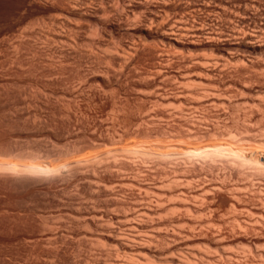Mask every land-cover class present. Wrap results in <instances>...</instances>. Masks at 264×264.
I'll list each match as a JSON object with an SVG mask.
<instances>
[{
    "label": "bare ground",
    "instance_id": "1",
    "mask_svg": "<svg viewBox=\"0 0 264 264\" xmlns=\"http://www.w3.org/2000/svg\"><path fill=\"white\" fill-rule=\"evenodd\" d=\"M0 103L51 104L31 113L50 140L16 152L7 185L66 162L79 188L53 200L59 222L15 220L23 252L0 262L264 264V0H0Z\"/></svg>",
    "mask_w": 264,
    "mask_h": 264
},
{
    "label": "rangeland",
    "instance_id": "2",
    "mask_svg": "<svg viewBox=\"0 0 264 264\" xmlns=\"http://www.w3.org/2000/svg\"><path fill=\"white\" fill-rule=\"evenodd\" d=\"M35 18H37V17H35ZM34 18V20L33 19H31L30 21L28 20L26 23H25V28L27 27V29H31V28H33V27H35V26H37V20H38V18L37 19H35ZM36 20V21H35ZM35 22L34 24H33V22ZM29 22H31V23H29ZM27 24V25H26ZM29 24V25H28ZM23 96H25V95H22V99H26L27 97L25 96V98L23 97ZM6 106H5V105ZM7 104H9L8 106H12V108H10L11 110L12 109H14V110H12V111H10L8 108H6L7 110H8V112L7 111H5V107H8L7 106ZM13 104V103H12ZM10 105V103H0V106L1 105H3V106H5V107H3V106H1L0 108H1V111H2V113H1V111H0V125L2 126H0V144H1V142H3L4 140H6L7 141V139H9V138H11L10 136H13L12 138H11V140L13 141V142H11V140H10V142L12 143V145L9 143V147H11L12 148V150H13V147H15V149L17 150H14L15 152H14V154H9L10 152H7V149H9V148H6V145H5V148L6 149H3V148H1V147H4V146H2L3 144H1L0 145V153L2 154L3 153V150H4V156L3 155H1L0 154V173L2 172V173H4L5 174V176H4V174H1L2 176L0 177V200H1V198L2 199H4V200H1L0 201V203H3L4 205L6 204V206L5 207H3V211L4 212H1L2 211V209L0 210V215H2V214H5V212H7V214H5V215H12L13 216V220L11 219V217L12 216H6V217H8V219L4 216V217H2V216H0V218L2 217L3 218V220L1 221L0 220V249H2V248H6V249H8V250H11V252L13 253V254H16V255H19V254H21V252H23L22 251V248L19 246V245H11V244H9V242L7 241V240H5V238L7 239V237H10V236H8V235H10V234H12L13 235V232L15 233V231H17V230H19V227H17L18 225L20 226H22V225H25V223H26V225H28L27 227H26V225L23 227L22 226V228H23V231L25 230L24 228L26 227V229L27 228H29L30 227V230L32 231L33 229L35 230H38V226H39V220H38V214L35 216L34 215V213L36 214V213H38L39 211H45V212H47V213H51V215H53L54 213H55V210H56V215L52 218V220H54V221H56V219H58L57 221L59 222L60 220H62L63 219V217L62 218H60L61 216H58L59 218H57V210H59V208H60V210H61V207H62V209H63V206H65L64 207V209H66L67 207H68V205L66 204V196L68 197V196H71L72 195V193L74 194V192L75 191H77V189L76 188H78V185H77V183L76 184H72L73 182V178H75L74 176V169L75 168H72L74 165H76V164H69V163H66V162H63V163H60V164H56V165H53V166H50V167H48V171L49 172H47L48 174H56L55 175V178L52 180V181H43V182H40V183H38V182H34V184H33V182H29V183H32V184H24V185H16L15 183H14V185H7V183L9 184V182H11V183H13L12 182V180H11V178H9V182H8V177L7 176H9V173H10V170L12 171V173H10V174H12L13 175V172L14 173H16V171H17V165L15 164L17 161L16 160H19V159H17L16 157H18V155L16 156V157H14L15 156V154H17V153H22V154H26L25 152H30L31 150H30V148L32 147V148H34V147H36V146H38V145H36V144H46V143H48L47 141H49L50 139H49V137H45V134L47 135V133H43V132H45L46 131V129H44V128H42V127H37L36 125H37V121L36 120H38V118H34V116L32 117V115H31V113H33L34 112V110H36L37 111V114H39L42 118H44V116L45 117H47L48 115H49V111H50V107H51V104L50 103H45V104H40V103H29V104H25V103H23V105H22V103H19V105H18V103H15L14 105H17L18 107L16 108V106H14V105ZM40 104V105H39ZM133 104H135V103H133ZM27 107H26V106ZM29 105H30V107H29ZM43 105H44V107H43ZM46 105V106H45ZM14 106V107H13ZM35 107V108H34ZM21 108V109H20ZM22 108H23V110L25 111V113H21V112H23V110H22ZM43 108V109H42ZM155 108H159V107H155ZM29 109V110H28ZM40 111H38V110ZM21 110V111H20ZM31 110V111H30ZM32 110H33V112H32ZM155 110V109H154ZM3 111H5L4 112V114H5V117H10L11 115H13L14 114V116L13 117H16V115L15 114H18V115H20V113H21V115L22 114H24V118H23V121L25 122V126H23V127H20V129L18 128L19 126H15V125H13L12 123L10 124V121L6 118L5 119V121H2V120H4V114H3ZM14 111V112H13ZM12 112V113H11ZM42 112V113H41ZM43 112H45V113H47V114H45V113H43ZM26 113H27V116L25 117V115H26ZM30 113V114H29ZM41 113V114H40ZM43 114H45V115H43ZM6 115H8V116H6ZM10 115V116H9ZM40 116H38V117H40ZM2 117H4V118H2ZM12 117V116H11ZM29 117H30V119H29ZM34 119V121H33V119ZM27 121L29 122V123H27ZM31 121V122H30ZM3 122H7L6 124L5 123H3ZM187 122V123H186ZM186 122H184V124L186 123V125L190 122V124H188L187 125V127H185L186 125H184L183 124V126H184V128L186 129V130H188V129H193V122H192V119L188 122V121H186ZM4 125H3V124ZM35 124V126H34V124ZM27 124V125H26ZM11 126H13V127H11ZM153 125H149L148 127H149V129H148V132H149V134L151 135V139H156L155 137H157V135H158V138H160V136H163V135H166L167 136V134H166V132L168 131L164 126H153ZM183 126L181 127L182 129L181 130H183V131H186V130H184V128H183ZM12 128V130H11V128ZM16 127V128H15ZM164 127V128H163ZM190 127V128H189ZM3 128V129H2ZM4 128H5V130H4ZM26 128V129H25ZM40 128H41V131H40ZM42 130H44V131H42ZM9 131V132H8ZM12 131V132H11ZM38 131V132H37ZM41 134H40V133ZM169 132V131H168ZM5 133V134H4ZM10 133V134H9ZM3 134V135H2ZM40 134V135H39ZM43 134V135H42ZM67 135V136H66ZM6 136V137H5ZM15 136V137H14ZM44 136V137H43ZM65 136V137H64ZM7 137H9V138H7ZM62 137H64L63 139H68L69 138V135L68 134H64ZM7 138V139H6ZM48 138V139H47ZM64 141H66V140H64ZM63 141V142H64ZM8 142H9V140L6 142V144L8 145ZM4 143V142H3ZM25 143V144H24ZM26 143L29 145V146H31V147H29V146H26ZM15 144V145H14ZM21 145H24V146H21ZM35 145V146H34ZM24 147V149L25 150H23L21 147ZM34 146V147H33ZM17 147V148H16ZM26 147V148H25ZM27 147L29 148V150L27 149ZM136 147V146H135ZM11 148L9 149L10 151H11ZM3 149V150H2ZM26 149L28 150V151H26ZM6 150V151H5ZM7 152V153H6ZM17 152V153H16ZM36 152V151H35ZM6 153V154H5ZM201 152H195V153H193V151H190V152H185V154L187 155V156H190V157H193V155H199ZM9 155L10 156H12V157H9ZM11 158H13V159H11ZM13 160H15L14 162H13ZM4 161H7V162H9L8 163V165H10V167H12L11 169L10 168H8L7 166V168L5 167V169H4V167H2V166H4L2 163L4 162ZM12 161V162H11ZM82 162V161H81ZM79 163L78 164V167H80V166H82V165H84L83 163ZM14 168H16V169H14ZM21 168V167H20ZM13 169H14V171H13ZM25 170V171H23V170ZM30 170V171H29ZM78 169H76V171H77ZM19 171H23V172H35V171H31V169H26V168H21V169H19ZM18 171V172H19ZM8 172V175H6V173ZM12 175H10V176H12ZM57 175H58V177H57ZM65 176L66 177V179H62V178H60L59 176ZM9 176V177H10ZM2 178H3V180H2ZM7 178V179H6ZM4 179H6V182H3V181H5ZM72 179V180H71ZM69 180H71V182L69 181ZM70 182L69 184H70V186L71 187H75V188H72V190H70V188L71 187H69V189L68 188H65V183H67V182ZM4 183H6V185L4 184ZM62 184H64V185H62ZM5 185V186H4ZM67 185H68V183H67ZM66 185V186H67ZM62 186H64V187H62ZM65 188L66 189V191L65 190H63V189ZM3 189V190H2ZM68 189V190H67ZM75 189V190H74ZM79 189V188H78ZM57 192H56V191ZM54 191H55V193H57L58 194V196H61L62 195V197H57V195L54 193ZM62 191H65V192H63V193H61ZM69 191V192H68ZM70 191H72V192H70ZM59 192V193H58ZM54 193V194H53ZM61 193V195H59ZM79 193H81V191L79 190ZM78 192H77V195H79V197L81 198L82 196V198H84V200H87V201H85V202H87V203H93V199L92 198H89V199H87V197H89V196H87V195H82V193L81 194H79ZM68 194V195H67ZM71 194V195H70ZM75 194H76V192H75ZM83 194H85V193H83ZM56 195V196H55ZM65 196V198H64V196ZM82 195V196H81ZM86 196V197H85ZM5 197H6V199H5ZM51 198H53V199H51ZM55 198V199H54ZM61 198H63L62 200H61ZM81 198V199H82ZM92 201H91V200ZM52 200V201H51ZM53 200H59V201H57V202H59V205H60V203H62L61 204V207H59L58 205H56L55 203H56V201H55V203L53 202ZM61 201V202H60ZM63 202H65V203H63ZM2 204V206H4ZM58 204V203H57ZM1 205V204H0ZM93 205V204H92ZM8 206V207H7ZM33 206V207H32ZM1 207V206H0ZM34 207H36L37 208V210L34 208ZM4 208H6V210H4ZM7 208H10L13 212H14V214H11V213H13L11 210L9 211V209H7ZM34 209V211H33V209ZM39 208V209H38ZM58 208V209H57ZM43 209V210H42ZM45 209V210H44ZM31 210H32V212H34V213H32L31 212ZM36 211V212H35ZM54 211V212H53ZM9 212V213H8ZM2 213V214H1ZM49 213V214H50ZM38 217V218H37ZM1 218V219H2ZM15 218V219H14ZM6 219H7V221L8 220H10V221H8V223L9 224H11V226H9V224L6 222ZM15 220H17V222H19V223H21V224H19L18 223V225L16 224V221ZM22 221V222H21ZM56 221V222H57ZM4 222H6V223H4ZM14 222V223H13ZM25 222V223H24ZM39 222V223H38ZM22 223H24V224H22ZM5 224V225H4ZM16 224V225H15ZM13 225H15V227H17V229L15 228V227H12ZM34 225H36V228L34 227ZM6 226H9L8 228L6 227ZM10 227H12V230L10 231ZM43 227V226H42ZM41 227V230H43L44 232H50V230L51 229H53V227H48V226H45V227H43L42 228ZM7 228V229H6ZM10 228V229H9ZM14 228H15V231H14ZM22 228H20V230L22 229ZM9 229V230H8ZM40 229V228H39ZM6 230V231H5ZM8 230V231H7ZM25 231H29V229H27V230H25ZM9 232V233H8ZM11 232V233H10ZM7 234V235H6ZM11 235V236H12ZM101 246H103V243H101ZM8 260H9V256H7L6 258H5V261L4 262H0V264H7V262H8Z\"/></svg>",
    "mask_w": 264,
    "mask_h": 264
}]
</instances>
